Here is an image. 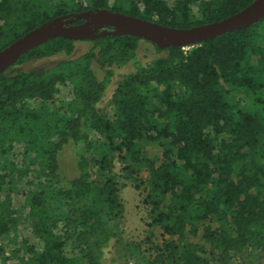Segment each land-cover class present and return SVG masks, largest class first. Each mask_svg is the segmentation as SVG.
Wrapping results in <instances>:
<instances>
[{"label": "trees", "instance_id": "trees-1", "mask_svg": "<svg viewBox=\"0 0 264 264\" xmlns=\"http://www.w3.org/2000/svg\"><path fill=\"white\" fill-rule=\"evenodd\" d=\"M110 1L0 0V50L71 12L107 8L185 28L253 0ZM81 40L91 45L76 57L9 70L70 55ZM81 40L52 38L0 73V238L10 243L0 241V264H102L117 245L135 264L264 263V18L186 47L121 33ZM141 40L157 52L145 63ZM127 63L134 70L116 81L108 115L98 104L114 67ZM17 145L20 162L9 157ZM66 146L72 178L60 171ZM126 186L140 197L147 229L123 243Z\"/></svg>", "mask_w": 264, "mask_h": 264}, {"label": "water", "instance_id": "water-1", "mask_svg": "<svg viewBox=\"0 0 264 264\" xmlns=\"http://www.w3.org/2000/svg\"><path fill=\"white\" fill-rule=\"evenodd\" d=\"M263 18L264 0H253L240 11L221 20L185 28L162 25L107 8L71 12L52 18L0 50V73L31 48L59 36L81 40L121 33L143 38L159 48L170 45L186 47L234 29L249 27ZM72 19L85 21L80 26H73L70 25Z\"/></svg>", "mask_w": 264, "mask_h": 264}, {"label": "rangeland", "instance_id": "rangeland-1", "mask_svg": "<svg viewBox=\"0 0 264 264\" xmlns=\"http://www.w3.org/2000/svg\"><path fill=\"white\" fill-rule=\"evenodd\" d=\"M52 2H55L57 0H51ZM112 1V0H111ZM110 1V2H111ZM148 42H145L144 40H141V47L139 49L138 53V59L145 63L149 59H151L152 56L157 55L156 50L149 45ZM91 45L88 41H76L75 42V48L73 52L70 55H66L64 53H58L50 57H46L43 59H34L30 61H26L22 64H16L11 66L9 69L10 72H16L21 70H30V69H36V68H44V67H50L55 65L57 62L66 59V58H73L76 57L89 48ZM147 48L148 52L144 50L143 48ZM147 54L148 56H144ZM114 73L112 75V80L109 83L106 92L102 98V100L99 102V107L104 110L108 115L113 114V110L111 109V106H109V100L111 98L112 92L115 88L116 81L119 80L122 75L127 74L128 72H131L134 70V65L132 63H127L125 65L114 67ZM68 89H64L62 92L63 97H69ZM24 151V145H17L15 146V149L10 153L9 157L16 159L18 162H20L22 153ZM147 153L151 155H159V147L158 145H147L146 146ZM60 160V171L61 174H63L67 178H72L76 174L75 170V161L73 156V148L71 146H66L65 149H63L60 152L59 155ZM2 161V160H0ZM27 188V185L24 183H21L18 185V190L15 191L18 193L16 198H14L15 206L21 204L23 200V196L21 191L25 190ZM121 198L124 204V220H123V226H122V233L120 240L121 242H129L133 239L139 240L140 238H143L145 235V220L147 219V212L143 208L140 197L137 193V191L133 190L132 187L126 186L121 189ZM29 227H25L24 232L25 235H30ZM147 229V228H146ZM154 237L153 240H158L160 238V231L157 227H153ZM23 231V227L20 226L16 233H18V240L20 239L19 234ZM13 233V232H12ZM11 233V234H12ZM4 241L8 244L7 248L9 247V241L5 238H0V241ZM29 242H35L32 238L29 237ZM111 251L109 253H106L103 257L102 264H135L133 259H129L125 255V251H121L119 248V245L110 247ZM124 252V253H123ZM264 264V263H260Z\"/></svg>", "mask_w": 264, "mask_h": 264}, {"label": "flooded vegetation", "instance_id": "flooded-vegetation-1", "mask_svg": "<svg viewBox=\"0 0 264 264\" xmlns=\"http://www.w3.org/2000/svg\"><path fill=\"white\" fill-rule=\"evenodd\" d=\"M85 20L82 21V19H72V21L70 22V25H73V26H80L82 25V23L84 22ZM113 28V27H111ZM99 32V31H98Z\"/></svg>", "mask_w": 264, "mask_h": 264}]
</instances>
